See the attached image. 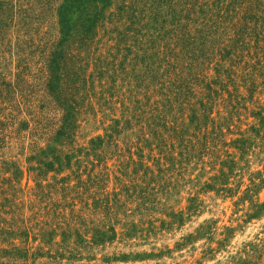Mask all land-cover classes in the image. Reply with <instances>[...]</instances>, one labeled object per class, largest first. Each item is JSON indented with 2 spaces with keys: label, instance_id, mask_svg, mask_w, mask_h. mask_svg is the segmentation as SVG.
Segmentation results:
<instances>
[{
  "label": "rangeland",
  "instance_id": "rangeland-1",
  "mask_svg": "<svg viewBox=\"0 0 264 264\" xmlns=\"http://www.w3.org/2000/svg\"><path fill=\"white\" fill-rule=\"evenodd\" d=\"M5 1L19 15L0 30V264H264V42L223 61L237 97L222 91L196 138L182 140L190 102L202 108L198 86L183 100L180 69L163 85L164 66H146L164 43L197 34L208 17L198 8L214 0H112L92 51L116 57L115 88L107 76L76 84L69 111L33 77L61 0ZM122 3L133 7L120 18ZM63 121L73 142L45 146Z\"/></svg>",
  "mask_w": 264,
  "mask_h": 264
},
{
  "label": "trees",
  "instance_id": "trees-1",
  "mask_svg": "<svg viewBox=\"0 0 264 264\" xmlns=\"http://www.w3.org/2000/svg\"><path fill=\"white\" fill-rule=\"evenodd\" d=\"M167 2L169 1L165 3L167 4ZM161 3L159 2L158 4ZM189 3H184V6ZM111 5L112 0H61L53 7L59 27L57 34L51 39H49V35L47 34V40H40L42 44H36L35 48L39 53V56H36L38 62L41 64V68H37V72L33 74V77L40 81L39 83L43 86L45 95L57 107L64 109L68 107L67 111L72 109L73 104H76L75 95L80 89L79 87L76 90V84L82 83L81 87L83 88L87 84L93 85L95 76L99 78L107 76L109 83L112 85H109L108 90L115 88L114 84L117 80L115 78L116 71L109 67L108 64L114 61H110L112 56L114 59L116 57L111 54L112 52H108L107 56L104 57L96 54L97 51H92V48H96V39L94 38L95 28L99 23H101L100 25H104V21L112 16L113 12L105 14V10ZM141 5L140 9H142L140 11L144 12L147 8H145L144 4L141 3ZM121 7L122 14L120 18L124 14H128L133 6L122 3ZM169 8L173 9V7ZM198 9L201 11L205 10L204 16L208 17L202 28L197 30L196 27L194 28L197 34L192 35L190 33V35L186 36L185 40H179L177 45L175 44L177 39L176 41L174 40L173 45L172 43H164L162 49L156 50L160 56L154 59L153 55H151L149 66L145 65L154 72L155 67L157 71L164 66L163 71L166 72V75L162 83L159 84L165 85L168 82L172 85L173 82L176 84L179 81V89L185 92L183 93L178 90L179 96L183 97V100L188 99L190 96L192 98L195 97L196 92L194 87L198 86L199 91L197 94L199 96L197 99L202 106V110L196 111V101L190 102V122L184 124L178 132L182 140L191 136L196 138V122L197 126L206 124L209 110L208 105L212 104L216 98H220V94L227 91L230 97L235 95L236 89L231 91L228 88L229 84L234 83V72L231 68L225 67L223 61L228 60L230 65H232L235 63V60H233L234 56H238L243 51L252 48L249 41L254 43L255 50L261 48V43L264 42V1H205L203 2V8L199 7ZM156 12L159 11L157 10ZM14 14L19 15V12L13 11L12 6L5 0L0 1V30L7 27V21H11L14 18ZM119 35L120 38L117 39V45L126 39V35L122 31L119 32ZM196 40L199 41L196 42ZM153 44V46L158 44L156 39H154ZM217 56H219L218 59L216 58ZM213 59L217 60L214 62L216 76L208 78L203 75L202 71L207 69L205 67H209V63ZM184 62L189 63L186 66V71L181 75L180 73L184 70L182 67ZM89 66L92 67V71L86 74ZM25 69H27L26 66L23 67V70ZM177 69H180V73L173 71ZM170 70L177 77V81L172 80L173 78L169 75ZM68 75H70L71 79H68V77L66 80ZM16 76L17 82L15 85L17 86L18 83H22V71L18 72ZM72 77L78 78V80ZM70 80L72 81V90L67 86V81ZM170 80H172V83ZM3 84L7 87L6 91L9 96L10 91L12 92L13 89V83L3 82ZM0 94L2 93L0 92ZM235 96L237 97V95ZM165 98L168 99L170 96L165 95ZM29 106L31 110L37 108L36 105ZM64 122L63 125L55 129L51 140L46 142L45 146L50 147V143L54 141L61 142L64 139L68 140L69 143L73 142L72 131L75 126L72 125L68 128ZM191 128L193 129L192 132H190ZM59 164L61 165L62 163L60 162ZM16 250L17 253L13 255V258H27L26 252H20V249Z\"/></svg>",
  "mask_w": 264,
  "mask_h": 264
}]
</instances>
